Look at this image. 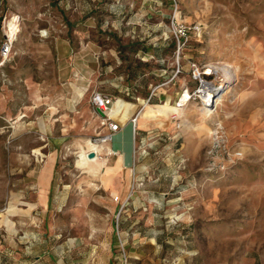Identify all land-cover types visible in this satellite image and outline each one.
<instances>
[{
	"label": "rangeland",
	"instance_id": "374dc122",
	"mask_svg": "<svg viewBox=\"0 0 264 264\" xmlns=\"http://www.w3.org/2000/svg\"><path fill=\"white\" fill-rule=\"evenodd\" d=\"M9 21L0 264H264V0H0V48ZM93 91L153 119L129 168Z\"/></svg>",
	"mask_w": 264,
	"mask_h": 264
},
{
	"label": "crops",
	"instance_id": "0c3cea01",
	"mask_svg": "<svg viewBox=\"0 0 264 264\" xmlns=\"http://www.w3.org/2000/svg\"><path fill=\"white\" fill-rule=\"evenodd\" d=\"M146 107L150 108L152 110V113L156 112L151 107L145 106V108ZM114 109L115 108L113 107V104H112L110 115L112 118H115L117 116L120 117V118H115V121L119 122V124L121 125V128L117 132L112 133L111 140L110 142L106 143V146L111 147L116 151L115 156H113L110 159L112 163H115L124 168H129L134 164V139L138 132L137 130L139 128L135 127V131H134L132 127V123L130 122V119L126 118V114H123L125 112L124 111L120 112V110L115 111ZM175 109L177 110V113H178L177 107H175ZM144 111L145 110H143L141 113L138 114L137 121H139V123L141 122L144 123L148 120H153L152 118H149V117L145 118L143 114ZM159 111L161 110H158L157 112ZM91 147L92 149L90 150L94 151L97 155H100L101 152L104 150V147L102 145L91 144ZM110 151L111 149L108 148V153ZM93 160H88V161H93ZM55 161L56 159L50 156L48 158V165H46L45 163L43 170L41 169L42 170V173L40 174V178L42 180L41 181L42 186L40 189L41 192L42 191H44V193L46 191L49 192L51 188V181H52L53 171L55 167Z\"/></svg>",
	"mask_w": 264,
	"mask_h": 264
},
{
	"label": "built area",
	"instance_id": "2783aa9c",
	"mask_svg": "<svg viewBox=\"0 0 264 264\" xmlns=\"http://www.w3.org/2000/svg\"><path fill=\"white\" fill-rule=\"evenodd\" d=\"M12 37L9 34L5 35V40L0 48V61H4L7 59L11 54L12 49ZM91 103L93 108L96 110L97 108L104 112V116H101L102 123L106 125L108 132L103 136L106 141L111 140V135L114 132L120 130L121 125L119 122L114 121L110 115L111 113V105H112V98L109 95L103 94L99 91H93L91 94ZM130 122L132 123L133 130L135 131L136 119L131 118ZM112 150V149H111ZM113 154H116V151H111Z\"/></svg>",
	"mask_w": 264,
	"mask_h": 264
},
{
	"label": "bare ground",
	"instance_id": "6f19581e",
	"mask_svg": "<svg viewBox=\"0 0 264 264\" xmlns=\"http://www.w3.org/2000/svg\"><path fill=\"white\" fill-rule=\"evenodd\" d=\"M9 23V29L11 30L10 31V36H14V31H13V28H15L14 27V25L12 24V23H10V21L8 22ZM13 38V37H12ZM217 69V68H216ZM221 72H222V70H221ZM224 72V71H223ZM225 77H226V75H225ZM200 92H201V96L203 97V100H204V102H206V103H208V101H209V99L210 98H212V96H213V89H212V87H210V86H208V85H202V88L199 90ZM204 93V94H203ZM185 99H189V96H188V93L186 92L183 96H182V101H184ZM171 111L172 112H175V111H177L175 108H172L171 109ZM140 113V112H139ZM139 113H137L136 114V116H135V119H136V121H137V117H138V114ZM146 115H148V114H146ZM100 142H105L106 140H105V138H101L100 140H99ZM95 145H102V144H98V143H94ZM112 151V150H111ZM111 151H110V153H111ZM94 153V152H93ZM96 154V153H95ZM86 157H87V159L88 160H93L94 158H91V157H88L87 155H86Z\"/></svg>",
	"mask_w": 264,
	"mask_h": 264
},
{
	"label": "water",
	"instance_id": "95a60500",
	"mask_svg": "<svg viewBox=\"0 0 264 264\" xmlns=\"http://www.w3.org/2000/svg\"><path fill=\"white\" fill-rule=\"evenodd\" d=\"M96 111L100 114V116H104V112H102L101 110H99L98 108L96 109ZM93 153H91L90 155H92Z\"/></svg>",
	"mask_w": 264,
	"mask_h": 264
}]
</instances>
